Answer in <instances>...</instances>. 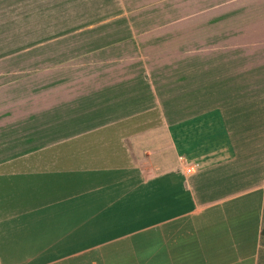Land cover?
Wrapping results in <instances>:
<instances>
[{
  "label": "crops",
  "instance_id": "crops-1",
  "mask_svg": "<svg viewBox=\"0 0 264 264\" xmlns=\"http://www.w3.org/2000/svg\"><path fill=\"white\" fill-rule=\"evenodd\" d=\"M254 67L229 69V92L209 106L123 110L2 160L0 264H264V64Z\"/></svg>",
  "mask_w": 264,
  "mask_h": 264
},
{
  "label": "rangeland",
  "instance_id": "rangeland-1",
  "mask_svg": "<svg viewBox=\"0 0 264 264\" xmlns=\"http://www.w3.org/2000/svg\"><path fill=\"white\" fill-rule=\"evenodd\" d=\"M258 60L264 0H0V162L123 110L209 106Z\"/></svg>",
  "mask_w": 264,
  "mask_h": 264
}]
</instances>
